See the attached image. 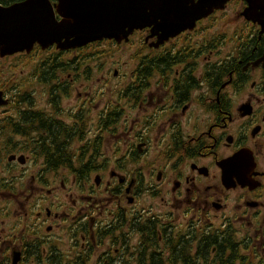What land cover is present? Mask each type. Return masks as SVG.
Listing matches in <instances>:
<instances>
[{
  "label": "flooded vegetation",
  "instance_id": "flooded-vegetation-1",
  "mask_svg": "<svg viewBox=\"0 0 264 264\" xmlns=\"http://www.w3.org/2000/svg\"><path fill=\"white\" fill-rule=\"evenodd\" d=\"M164 14L0 55V264H264V0Z\"/></svg>",
  "mask_w": 264,
  "mask_h": 264
},
{
  "label": "water",
  "instance_id": "water-1",
  "mask_svg": "<svg viewBox=\"0 0 264 264\" xmlns=\"http://www.w3.org/2000/svg\"><path fill=\"white\" fill-rule=\"evenodd\" d=\"M56 1L55 6L50 0H24L9 6L0 5V55H12L24 49L28 50L35 42L44 45L62 39L67 41L69 47H81L102 40L119 42L126 40L133 30L144 28L151 16H164L166 9L193 8L196 17L202 18L211 10L223 8L229 0H197L194 3L192 0ZM53 7L63 11L66 18L55 28L50 21L51 14L47 16L45 13L52 11ZM35 11H45L41 15L40 23L48 25L46 28L49 30L22 29L19 14H32ZM26 27L29 28L27 25ZM171 29L173 28L169 27V30Z\"/></svg>",
  "mask_w": 264,
  "mask_h": 264
},
{
  "label": "bare ground",
  "instance_id": "bare-ground-1",
  "mask_svg": "<svg viewBox=\"0 0 264 264\" xmlns=\"http://www.w3.org/2000/svg\"><path fill=\"white\" fill-rule=\"evenodd\" d=\"M42 13H44V11H35L32 14H27V13H21L19 14V18L22 24V29L24 30H30V29H40V30H49V28H46V26L48 25H43L40 23V20L42 18L41 15H43ZM39 22V24H38ZM27 26H29V28L27 29ZM33 25V26H30ZM52 29V28H50ZM57 31V28H56Z\"/></svg>",
  "mask_w": 264,
  "mask_h": 264
},
{
  "label": "trees",
  "instance_id": "trees-1",
  "mask_svg": "<svg viewBox=\"0 0 264 264\" xmlns=\"http://www.w3.org/2000/svg\"><path fill=\"white\" fill-rule=\"evenodd\" d=\"M21 1L23 0H0V4L3 6H8V5L14 4L16 2H21Z\"/></svg>",
  "mask_w": 264,
  "mask_h": 264
},
{
  "label": "rangeland",
  "instance_id": "rangeland-1",
  "mask_svg": "<svg viewBox=\"0 0 264 264\" xmlns=\"http://www.w3.org/2000/svg\"><path fill=\"white\" fill-rule=\"evenodd\" d=\"M109 48H112V47L111 46H107V45H103V46L95 48L94 51L103 50V49H109Z\"/></svg>",
  "mask_w": 264,
  "mask_h": 264
}]
</instances>
